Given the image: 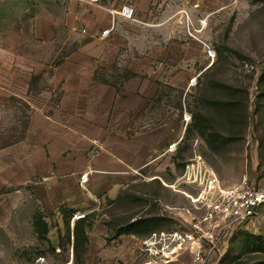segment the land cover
Returning <instances> with one entry per match:
<instances>
[{"label":"rangeland","instance_id":"374dc122","mask_svg":"<svg viewBox=\"0 0 264 264\" xmlns=\"http://www.w3.org/2000/svg\"><path fill=\"white\" fill-rule=\"evenodd\" d=\"M80 1L75 31L55 25L38 47L48 52V69L38 74L27 70L36 45L31 19L46 11L65 18L67 8L37 0L0 9V264H80L73 240L80 220L83 264H194L179 238L190 230L185 220L206 213L205 185L185 182L187 167L212 169L225 189L264 187V0H117L110 22L92 33L88 20L102 10L90 5L108 0ZM64 65H80L82 76L97 71L96 82L119 95L136 84L145 100L112 128L118 138L123 129L144 131L152 144L145 164L152 162L134 170L143 181L116 199L91 194L90 179L80 184L84 174L55 186L51 167H30V118L66 113L64 91L50 87ZM127 72L137 76L125 81ZM102 133L89 130L88 160L103 152ZM257 213L229 238L222 264H264V206Z\"/></svg>","mask_w":264,"mask_h":264},{"label":"crops","instance_id":"0c3cea01","mask_svg":"<svg viewBox=\"0 0 264 264\" xmlns=\"http://www.w3.org/2000/svg\"><path fill=\"white\" fill-rule=\"evenodd\" d=\"M33 1L37 0H0V9H16L17 3L20 2L26 3L22 8H27V4ZM66 1L62 0L61 6L58 7L59 10L67 8L65 18L46 11V15L40 14L31 19L35 33L33 41L36 45L30 50L32 61L27 68L28 72L38 74L48 69V52L38 47L48 44L53 38L55 25L64 24L68 29L75 31V22L79 18L76 14L81 1ZM90 6L102 10L96 20H88L91 33L96 31L95 27L109 23L110 15H114L111 9L119 7L117 0ZM69 19L73 22L68 24ZM50 81L51 88H62L64 91L60 104L66 113L57 112L51 116L41 113L30 118L26 137H35L28 143V149L31 147L32 153L30 167L34 170L42 166L49 170L51 167L54 179L51 183L55 186L68 183L78 174L88 173L90 184L94 187L90 189V193L104 194L112 199H116L120 191H128L130 186L143 181L140 176L134 175L138 174L134 170L151 164L152 161L145 164L146 154L149 152L146 149L152 147L151 141H146L143 137L144 131L128 134L124 129L120 131L122 136L118 138L113 135L112 128L114 125L117 127L121 120L127 119V115L124 116L126 118H121L123 114L130 116L144 106L145 100L139 95L137 85L126 84L119 95L115 89L94 81V70H90L88 76H82L80 65L56 68ZM92 129L103 131L97 139L103 144L104 150L97 157L88 160V145L95 142V139L88 135ZM94 173L101 175L92 176ZM122 195V202L130 200Z\"/></svg>","mask_w":264,"mask_h":264},{"label":"built area","instance_id":"2783aa9c","mask_svg":"<svg viewBox=\"0 0 264 264\" xmlns=\"http://www.w3.org/2000/svg\"><path fill=\"white\" fill-rule=\"evenodd\" d=\"M85 1L93 3L98 0ZM123 15L131 18L133 10L124 8ZM182 179L190 185L198 182L205 185L201 200L206 213L201 218L185 220L190 230L179 239L190 245L194 264H222L220 261L229 247V238L258 217V209L264 206V187L257 188L244 182L225 189L215 172L203 168L200 163L187 167ZM88 182L89 174L86 173L80 184L84 186ZM176 237L172 238L176 240Z\"/></svg>","mask_w":264,"mask_h":264},{"label":"trees","instance_id":"16d2710c","mask_svg":"<svg viewBox=\"0 0 264 264\" xmlns=\"http://www.w3.org/2000/svg\"><path fill=\"white\" fill-rule=\"evenodd\" d=\"M127 76L125 78V81H128L131 78L136 77L137 75L135 73L132 72H127ZM94 81H97V71L94 74ZM25 136V135H24ZM24 136H22L18 141L14 142V143H19L21 142V140L24 139ZM11 145V144H10ZM84 219V218H83ZM42 226V231L38 232L40 234V237L42 239H46L47 238V234H48V226L47 224L44 222V220L42 219L41 222ZM68 226H69V233H71L70 231V221L68 222ZM86 227L83 223V220L77 221L74 225V230H73V240H74V250H75V255L77 258V261H80V264H83L82 261L80 260L79 257V245L81 243V241H85L87 240V236H86V231H85Z\"/></svg>","mask_w":264,"mask_h":264}]
</instances>
